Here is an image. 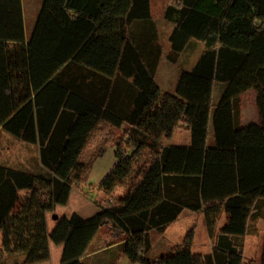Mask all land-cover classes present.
<instances>
[{
  "label": "trees",
  "instance_id": "obj_1",
  "mask_svg": "<svg viewBox=\"0 0 264 264\" xmlns=\"http://www.w3.org/2000/svg\"><path fill=\"white\" fill-rule=\"evenodd\" d=\"M163 19L168 61L191 40L205 46L173 94L154 79L162 47L150 0H41L27 36L22 0H0V130L37 147L35 167L0 162V261H48L52 242L59 264H88L104 226L131 264H243L248 224L264 218V0H170ZM251 89L258 120L240 125ZM101 123L126 127L96 188L124 191L91 216L57 217L48 232L46 213L83 178L80 157ZM182 126L190 141L166 144ZM184 210L203 214L210 251L193 253L189 233L153 258L150 232Z\"/></svg>",
  "mask_w": 264,
  "mask_h": 264
},
{
  "label": "rangeland",
  "instance_id": "obj_2",
  "mask_svg": "<svg viewBox=\"0 0 264 264\" xmlns=\"http://www.w3.org/2000/svg\"><path fill=\"white\" fill-rule=\"evenodd\" d=\"M169 1L170 0H162V11L155 12L151 9V16L156 21L158 38L162 47V55L156 68L155 79L161 88L160 90L162 93L173 94L179 72L181 70L190 69L205 46L203 42L191 40L184 51L179 54L175 63L167 60L166 54L169 52L168 36L171 32L172 24L163 19V11ZM40 2L41 0H22L24 15L25 18H27L25 22L27 34L32 26V20L30 19L35 17ZM215 95L216 92L214 98L216 97ZM257 120L258 114L255 104V92L251 89L240 95L239 124L245 125L251 122H256ZM125 127V124L120 128H114L106 123H101L82 151L80 160L85 163L87 170L83 178L74 182L72 185L73 192L69 208L82 207L79 213L84 217L91 216L102 206H109L113 202H116L118 195L124 191V188L118 187L112 194L107 195L100 192L96 187L105 177L115 161L114 150L116 146L124 144ZM6 135V133L0 132V159L3 158L2 156L4 154L6 155V150H8L12 151L11 153H15L14 155L17 154L18 156H21L22 159L25 155L28 166L35 167L37 147L29 145L26 148L19 141H16L9 136L8 138ZM208 139L210 142L213 139L211 130H209ZM189 141L190 133L183 126L175 131L173 138L168 140L171 144H183L184 142ZM57 207L59 209L63 208L62 205H58ZM224 220V215H221L218 218L215 231H218L221 228L224 224ZM49 228H51V226H49ZM106 232L110 233V230L107 227H101L97 239L100 237L106 238ZM189 233L192 235L191 251L193 253L196 254L210 251L213 239L208 235L203 214L201 212L184 210L174 222L170 223L165 228L164 231L157 232L152 230L150 232L152 240V257L154 258L161 253L175 248L184 241ZM111 240L115 241L116 239L112 236ZM242 240L243 264H260L262 246H264V218L250 221L248 224V232L244 235ZM51 247L50 263H58L61 256L62 246L51 243ZM97 259L105 260L108 262L107 264H131L125 255H122L117 251V248H113L104 254H100L97 256Z\"/></svg>",
  "mask_w": 264,
  "mask_h": 264
},
{
  "label": "crops",
  "instance_id": "obj_3",
  "mask_svg": "<svg viewBox=\"0 0 264 264\" xmlns=\"http://www.w3.org/2000/svg\"><path fill=\"white\" fill-rule=\"evenodd\" d=\"M150 10H151V7H150ZM23 15H24V10H23ZM153 18V17H152ZM24 32H25V36H27V32H26V28H25V22H26V19L25 18V15H24ZM32 24H33V21H34V17L32 19ZM32 27V26H31ZM186 48V47H185ZM184 51V50H183ZM200 55V53H199ZM199 55L197 56L194 64L196 63ZM175 63V62H173ZM159 64V63H158ZM193 64V66H194ZM158 66V65H157ZM192 66V67H193ZM191 67V68H192ZM190 68V69H191ZM157 70V69H156ZM189 70V69H188ZM180 73V72H179ZM179 75V74H178ZM155 76H156V71H155V75H154V79H155ZM178 78V76H177ZM156 81V79H155ZM157 83V82H156ZM158 85V84H157ZM159 86V85H158ZM160 88V87H159ZM161 89V88H160ZM179 130V129H177ZM175 130V131H177ZM175 131L173 132L172 134V137L174 136V133ZM0 132H2L0 130ZM8 137V135H6ZM9 138V137H8ZM180 140V139H179ZM188 142H184L183 144H187ZM166 144H171L169 143L168 141L166 142ZM115 151V150H114ZM12 151H8L6 150V155L4 154L0 159V161H4L6 162V164H9V165H12V166H19L20 163H26V157L24 155L23 159L21 156H18L17 154L14 155L15 153H11ZM115 162V161H114ZM114 164V163H113ZM113 166V165H112ZM111 169V168H110ZM109 169V170H110ZM108 173V172H107ZM72 192H73V188L70 192V195H69V199L67 201V204L63 206L62 209H59L57 206H55L54 210L52 212H47L46 213V224H47V231L50 232L52 230V228L54 227L55 223H56V218L59 217V216H70L73 212H77L79 213V211L81 210L82 207H71L69 208V203H70V200H71V196H72ZM102 207H105V206H102ZM101 208V207H100ZM80 214V213H79ZM49 226H51V228H49ZM50 229V230H49ZM98 232L99 230L97 231V233L95 234V236L93 237V239L91 240V242L89 243V246L87 247V250H86V253L84 255V258L87 260V263L88 264H107L108 262L105 261V260H100V259H97V256H99L100 254H104L108 251H110L111 249L113 248H117L118 246V242L115 241V242H112L111 239H112V236L113 234L110 232H106V238H102V237H98L99 239H97V235H98ZM1 236V234H0ZM112 242V243H111ZM51 243L52 242H49V252H50V256H49V260L48 261H45V262H42V263H37V264H59L60 263V260L58 263H50V257H51V250H52V247H51ZM62 246V245H61ZM61 254H62V250H61ZM60 259H61V256H60ZM0 264H23L22 263V256H17V259H15L13 256H5L1 261H0Z\"/></svg>",
  "mask_w": 264,
  "mask_h": 264
}]
</instances>
